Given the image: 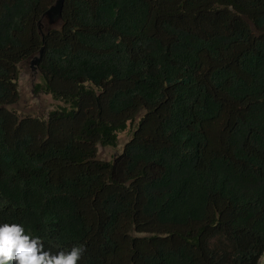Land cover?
Returning <instances> with one entry per match:
<instances>
[{
    "label": "trees",
    "instance_id": "obj_1",
    "mask_svg": "<svg viewBox=\"0 0 264 264\" xmlns=\"http://www.w3.org/2000/svg\"><path fill=\"white\" fill-rule=\"evenodd\" d=\"M56 1L0 0V223L78 264H260L264 0H65L49 28ZM41 51L62 106L20 118Z\"/></svg>",
    "mask_w": 264,
    "mask_h": 264
},
{
    "label": "clouds",
    "instance_id": "obj_2",
    "mask_svg": "<svg viewBox=\"0 0 264 264\" xmlns=\"http://www.w3.org/2000/svg\"><path fill=\"white\" fill-rule=\"evenodd\" d=\"M83 251V246H73L70 251L52 253L22 224L0 223V264H78Z\"/></svg>",
    "mask_w": 264,
    "mask_h": 264
},
{
    "label": "rangeland",
    "instance_id": "obj_3",
    "mask_svg": "<svg viewBox=\"0 0 264 264\" xmlns=\"http://www.w3.org/2000/svg\"><path fill=\"white\" fill-rule=\"evenodd\" d=\"M42 82L41 75L38 71L34 72L31 63L21 66L19 79L20 98L17 104L8 107L10 111L15 112L20 118L37 117L47 119L49 113L58 106H62L60 102L55 101L50 95L35 94L34 88ZM139 119L132 125H128L126 131L118 136V145L116 147H98V159L103 161H111L117 155L121 154L125 145L131 140L134 132L138 128ZM11 264V262H10ZM260 264H264V256Z\"/></svg>",
    "mask_w": 264,
    "mask_h": 264
},
{
    "label": "water",
    "instance_id": "obj_4",
    "mask_svg": "<svg viewBox=\"0 0 264 264\" xmlns=\"http://www.w3.org/2000/svg\"><path fill=\"white\" fill-rule=\"evenodd\" d=\"M65 6V0H57L56 3L45 13V19L47 21V26L49 28L56 27L59 25L62 21L63 11ZM39 29L41 32L42 37H45V30L46 27L41 22L39 24ZM43 51L40 52V55L35 57L31 61V67L34 72L37 71V66L39 65L41 59H42Z\"/></svg>",
    "mask_w": 264,
    "mask_h": 264
}]
</instances>
